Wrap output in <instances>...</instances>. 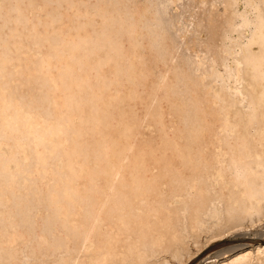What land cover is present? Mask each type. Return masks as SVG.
Masks as SVG:
<instances>
[{"label": "bare ground", "instance_id": "obj_1", "mask_svg": "<svg viewBox=\"0 0 264 264\" xmlns=\"http://www.w3.org/2000/svg\"><path fill=\"white\" fill-rule=\"evenodd\" d=\"M0 264H264V0H0Z\"/></svg>", "mask_w": 264, "mask_h": 264}]
</instances>
